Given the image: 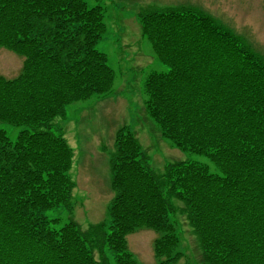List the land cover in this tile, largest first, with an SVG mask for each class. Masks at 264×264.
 I'll use <instances>...</instances> for the list:
<instances>
[{"label": "trees", "instance_id": "trees-1", "mask_svg": "<svg viewBox=\"0 0 264 264\" xmlns=\"http://www.w3.org/2000/svg\"><path fill=\"white\" fill-rule=\"evenodd\" d=\"M141 10L146 40L167 67L144 75L142 109L188 157L156 174L133 132L115 133L109 223L84 232L72 220L59 230L50 211L68 205L73 185L64 108L111 86L108 58L96 48L104 7L0 0V47L23 58L16 76L0 75V121L18 128L13 138L0 128V264H99L93 252L114 237L116 263L135 264L124 237L139 227L156 234L152 264H189L177 248L179 217L200 261L264 264L262 60L195 9Z\"/></svg>", "mask_w": 264, "mask_h": 264}, {"label": "rangeland", "instance_id": "rangeland-1", "mask_svg": "<svg viewBox=\"0 0 264 264\" xmlns=\"http://www.w3.org/2000/svg\"><path fill=\"white\" fill-rule=\"evenodd\" d=\"M85 1L90 6L100 3L104 7L105 28L96 48L106 54V64L110 66L113 78L110 89L100 97L89 94L64 108L65 117L60 120V125L70 144L68 146L74 149L70 168L73 185L68 205L57 206L50 211V217L58 216L54 226L59 230L70 228L65 223L73 217L78 229L88 232L93 227L106 229L109 223L103 209L106 202L114 197L113 185L108 182V177L112 176L110 157L114 151L115 133L131 130L139 139L145 158L156 174H161L169 162L188 157L160 136L142 109L144 75L153 70H166L167 67L158 61L152 45L146 40L139 15L141 9H195L210 16L220 28L239 38L240 44L247 51L257 54L264 65V0ZM22 61L23 58L13 50L0 47V75L6 78L16 76ZM0 128L12 137L18 131V128L2 121ZM75 176L79 184L77 188ZM75 199L77 201L72 205ZM183 222V217H179L177 227H181L183 233L177 248L183 254L182 260L189 264H206L200 261L195 234ZM155 235V232L143 227L125 234L126 246L138 260L135 264L153 263ZM120 241L118 237L110 238V249L105 246L103 254L94 251L97 262L104 264L107 259L109 264H117L115 254L120 255Z\"/></svg>", "mask_w": 264, "mask_h": 264}, {"label": "crops", "instance_id": "crops-1", "mask_svg": "<svg viewBox=\"0 0 264 264\" xmlns=\"http://www.w3.org/2000/svg\"><path fill=\"white\" fill-rule=\"evenodd\" d=\"M79 186V184H78V180H77V178H76V188ZM86 191H87V188H84Z\"/></svg>", "mask_w": 264, "mask_h": 264}]
</instances>
